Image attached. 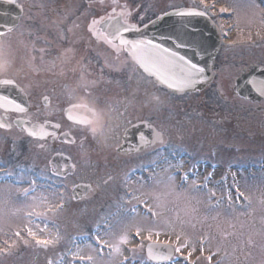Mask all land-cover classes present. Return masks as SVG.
I'll return each mask as SVG.
<instances>
[{"label":"flooded vegetation","instance_id":"1","mask_svg":"<svg viewBox=\"0 0 264 264\" xmlns=\"http://www.w3.org/2000/svg\"><path fill=\"white\" fill-rule=\"evenodd\" d=\"M112 2L117 5L109 6L108 0H50L46 7L41 6V0H15V3L6 0L0 4V27L13 21L14 13L20 12L16 26L6 31L0 40V51L5 45L9 47V56L5 61H0V67L5 68L0 69V81L12 80L16 87L0 84V96H6L26 109L25 112H19L8 101L0 100V125H4L0 126V181L6 183L10 178L15 182L19 175L26 177L30 162L32 167L35 165L34 169L42 172V182L53 186L58 197L54 207L57 212L52 216L58 226V241H66V254L60 256L56 250L54 258L69 264L79 260L74 261L72 255L76 253L77 245L83 243L75 244L77 234L90 238L96 227L102 228L106 223L95 224L93 215L116 218L121 215L131 217L136 213L149 215L153 212L152 208L142 203L146 197L135 195L134 190L141 183L153 179L150 177L152 173L159 169H181L185 162H190L200 168H204L201 164H205L209 178L212 179L216 174L215 179H218L224 177L225 173L220 174L217 169H233L240 160L235 155L238 142L229 140L221 143L222 134L227 138L241 137L251 142L255 137H264V97H246L236 90L241 75L264 68V41L258 42L260 45L256 47L254 42L240 40L234 32L236 24L232 20L234 12L231 8L227 9L218 0L214 8L208 6L211 8L208 15L216 24L220 37L211 80L200 90L175 94L156 82L154 77L143 74L147 82H142V71L125 50H117V43H108L110 37L100 29V22L113 14L125 13L123 19L141 26L167 10L192 5L185 3V0L168 8L142 7V1L136 0ZM130 5L134 7L131 9L128 7ZM204 6L197 4L199 9ZM94 7H98V11L89 13L87 21H83L85 24L78 25L83 32L79 33L78 45H69L71 38L68 34L64 37L59 35L65 47H71L63 56L62 52L57 54L63 59L61 65L52 56L57 47L51 48L45 39L29 40L30 35L27 34L26 44L21 43V40L18 43L15 41L17 29L24 26L25 20L29 21L26 15L31 8L57 13L66 10L70 15V19H66L73 22L80 17L83 20V15L87 16V11L94 10ZM140 8L142 11H139ZM221 8L226 11L221 12ZM129 12L130 16L127 15ZM93 20L97 21L94 26ZM29 41L32 44L28 47ZM89 66L93 70L88 69ZM224 68H231L236 74L227 80L220 75ZM87 71L94 78L91 88L83 87L81 83L82 74ZM174 96L185 98L175 101L172 99ZM158 114L171 119L172 123H168L170 131L161 126ZM193 118L199 119L200 125L208 127L211 132L213 129L209 124L213 125L217 129L212 132L213 138L208 140L200 130L198 135L194 133L195 130H186L187 127H193ZM73 121H84V124ZM21 122L33 125L38 133L43 128L45 135L30 136L23 128L26 125ZM52 125L58 127L53 129ZM153 129L163 133L162 142L153 135ZM53 132L55 135L50 134ZM15 138L19 140L15 142ZM21 138H25L26 142ZM30 141L34 148L32 150L27 144ZM84 144L85 152L82 153L78 148ZM232 147L234 153L231 156L228 149ZM34 150L39 152L37 156L42 159V163L39 159L34 163ZM193 151L208 152L194 155ZM14 154L18 155L17 160L12 157ZM222 159L229 162L223 166ZM41 166L44 168L41 169ZM75 194H80V198H76ZM156 194L155 190L149 195L156 200ZM86 205L96 208L97 212L89 217L74 214ZM133 208L137 212H132ZM52 210L44 209L43 213L47 216ZM60 211H65L69 216L66 219H70L56 217ZM73 217L79 219L78 225L73 227L79 230H71L76 236H68L65 240L61 233L65 228L63 219L71 227ZM136 231L135 228L124 230L122 235L135 239ZM148 242L142 239L119 244L127 248L133 245L134 250L145 257ZM49 247L37 243L32 246L42 252L35 264H50L53 261ZM60 252L62 255L63 247ZM160 254L166 255L163 251ZM149 262L157 264L151 260Z\"/></svg>","mask_w":264,"mask_h":264},{"label":"rangeland","instance_id":"2","mask_svg":"<svg viewBox=\"0 0 264 264\" xmlns=\"http://www.w3.org/2000/svg\"><path fill=\"white\" fill-rule=\"evenodd\" d=\"M49 1L41 0V6L46 7ZM79 1L83 2L86 0ZM136 1H142V4H140L142 7L143 5L146 7L149 5L150 8H168L176 6L182 0ZM185 2L195 7L198 0H185ZM218 2L227 9L231 8L233 10L232 20L236 24L234 32H236L240 40L254 42L256 47L260 45L258 42L264 41V8L258 5L257 0H218ZM108 4L109 6L117 5L112 0H109ZM128 7L132 9L134 6ZM141 8L139 11H142ZM76 9H79V7ZM94 9V11L89 9L87 11L88 15H83V20L80 17L72 22L68 20L70 15L65 12L66 10L62 13H57L47 9L45 11L31 8L26 15L29 21L25 20L24 26L17 29L15 41L18 43V40H21V43L26 44L27 34L30 35L29 40L39 39L42 41L45 39L51 48L53 46L57 47L53 50L56 53H52V56L61 65L63 59L59 56H63L68 49L75 47L76 44L78 45V42H80L79 33H83L82 27L78 25L79 23L83 24V21L86 22L90 17L89 13H95L99 8L94 7ZM67 17L68 19H66ZM66 34L71 38L69 41L71 47L68 46L67 48L63 41L61 42L59 39ZM59 35L61 36L59 37ZM31 44V41H29L28 47ZM59 46H62V48H59ZM7 49L9 47L5 45L0 51V61H5L9 56ZM46 49L50 48L46 47ZM59 52H62V54L58 56ZM0 69L5 70L2 67ZM88 69L93 70L91 66ZM234 71L231 68H224L220 75L230 80L236 74ZM82 78V86L91 88L90 85L94 78L90 76V71L84 72ZM143 81L147 82V78L142 74ZM184 98L181 96L172 97L175 101H182ZM191 107L194 108V106ZM157 119L159 122L162 121L161 126L163 128L170 131L168 123L169 125L172 123L171 119H167L160 114H158ZM193 120V127H187L186 130L189 129L191 132L195 130L194 133L196 135H198L200 130L208 140L213 138L212 132L217 130L213 125L209 124L211 130L213 129L211 132L208 127L203 128L200 125L199 119L193 118ZM173 127L177 128L176 126ZM263 138L255 137L254 141L251 142L247 139L243 140L241 137L239 139L227 138L222 134L219 142L222 143L229 140L238 142L235 155L240 158L237 162L238 167L236 166L235 170L230 169V167L229 169L225 168L224 171L217 169L218 173H225L223 175L225 178L222 179H215V171L213 172L215 177L210 179L209 174H206L207 168L205 164H201L204 168L200 169V166H194L190 162H185L182 167L195 169V178H197L195 179V185L192 184L191 179L183 187L178 188L175 185L178 176L171 174L172 168L165 171L159 169V171L152 173L150 177H153V179H150L149 182L141 183V186L137 187V190L134 188V190L136 192L135 195L146 197L143 198L142 203L148 208H152L153 212L149 215L136 213L131 217L121 215L116 218L93 215L95 224L106 223L103 224L102 228L96 227L92 233L94 238L99 236V246H93L92 248L89 244L90 239L83 238L80 234L77 235L76 239L83 243L79 244L81 246L77 245L75 250L76 253L86 256L83 264H150L147 263V259L143 254H140L138 250H134L135 247L133 248V245L127 248L118 242L124 230L134 228L141 230V236L138 237V240L145 239L149 241L147 235L149 231H152L153 233L159 232L160 235L158 237L153 235L152 240L149 242L159 239L171 243L174 247L177 235L180 236L182 244L187 241L188 247L184 248L182 252L176 253L179 256L177 255L175 260L179 264H264ZM21 139L26 142L25 138ZM18 140L17 138L14 139L15 142ZM27 144H29L30 150L34 149L31 141ZM202 148H205V146ZM78 149L82 153L85 152V144ZM228 151L232 156L234 147L230 148V150L228 149ZM193 152L194 155H199L208 151L204 153L201 151ZM10 153L12 154V152ZM34 153V163H37L38 159L42 163V159L37 156L39 152L34 150ZM12 157L14 160L18 159L17 154ZM228 162L226 159L221 161L223 166ZM29 164L32 166L31 162ZM44 166L46 167V164ZM44 166H41V169ZM30 173L26 177L22 175H19V179L16 177L18 185H11L9 181L6 183L0 181V264H11L10 261L13 262L12 264H35L39 260L42 252L32 248L35 240L27 235L25 231L27 227H32L38 239L43 240L45 238L52 241L48 245L50 246L49 249L52 250L51 259L53 261L50 264H55L56 262V264H69L64 263L65 261H56L57 259L54 258L56 250L60 256L66 254L64 250L66 241H58L60 236L56 232L58 226L54 223L52 217L57 212V210H54L58 200L56 190L53 186H47L42 182L37 177L39 176L38 174L30 175ZM203 175L205 176L203 177ZM169 176H174L175 179L169 182ZM230 186H233V188ZM28 190L32 191V193H29ZM155 190L157 191L155 197H159L156 200L149 195ZM25 192L28 193L27 196H25ZM50 208H53V210L46 216L43 211L44 209L50 210ZM96 212V208H90L86 205L83 209L75 211L74 214L89 217ZM29 213L32 215L29 216ZM56 217H64L66 219L69 216L65 211H60ZM65 219H63L65 228L61 233L66 240L68 236H76L71 230L78 225L79 219L76 217L72 218V228L69 226V222L66 221L70 218ZM17 231L21 233L20 237L14 235ZM101 239H104V242ZM134 240L133 237L129 238L130 242H134ZM62 247L63 254L61 255L60 250L62 251ZM116 247L119 248L118 252L115 251ZM88 257L92 259L88 260ZM176 261H171V264H175ZM41 262L43 263L44 261L42 260ZM75 264H81V262L76 261Z\"/></svg>","mask_w":264,"mask_h":264},{"label":"snow or ice","instance_id":"3","mask_svg":"<svg viewBox=\"0 0 264 264\" xmlns=\"http://www.w3.org/2000/svg\"><path fill=\"white\" fill-rule=\"evenodd\" d=\"M8 3H15V0H7ZM212 8L215 7L213 4L211 6ZM211 11V8H209L207 5L204 6L202 10H177L171 13V15L181 16V17H205L209 14ZM221 12L226 11V9L221 8ZM127 15H131V13H127ZM167 15V13H166ZM121 18L116 19L115 14L113 16H110L108 18V27L111 29L109 31L108 36L110 39H108V43H112L113 41L117 42V50H126L128 53H130L136 60L137 65L140 69L143 70L144 73H147L149 77H155L156 82L166 86L168 89H172L173 91H180L181 89H190L195 87L196 85L200 83L207 82L206 77V67L198 66L196 63H194L192 60L186 58L184 55H180L179 53L172 51L168 47H165L162 43L154 42L153 39H146V38H140V39H129L125 38V33H131V34H140L143 35L141 28L137 25L128 23L126 19H123L125 16V13L120 14ZM142 19V17H141ZM158 19H163V17H158ZM115 20V23H112V21ZM97 23L96 20L92 21V25L94 26ZM13 26L5 25L3 27H0V40H2L3 36L5 35L6 31H11ZM184 45L177 44V47H183ZM0 84L16 87L14 81L12 80H2L0 81ZM254 89L261 95L264 96V80H260L259 82L253 81L252 82ZM86 90V89H85ZM47 100V98H45ZM0 100H6L8 101L17 111L19 112H25L26 109L22 105L16 103L15 101H12L10 98L6 96H0ZM73 107H86V105H73ZM69 119L71 120L72 117L69 116ZM74 123L83 125L84 121H73ZM22 124L26 122H21ZM4 126V125H0ZM53 129L57 128L58 125H52ZM52 135H55V133H50ZM30 136L33 137H43L45 135L44 129L41 128L40 132H36L35 129L31 130L29 132ZM153 135L159 139L161 142L163 140V133L162 132H155L153 129ZM143 139V137H142ZM178 167L182 165H177ZM175 179L174 176H169L168 180L169 182L173 181ZM190 179V175H185L183 177V181L187 183ZM192 184L195 185L196 180L194 176L191 177ZM90 189V186H87ZM28 193L25 192V196H27ZM76 198H80V194H75ZM136 198V197H133ZM159 199V197H157ZM132 212H135L136 209H131ZM29 216L32 214L29 213ZM28 236H30L38 245H42L47 247L52 241L48 239H38L36 232L33 231L32 227H27L25 229ZM43 231V230H41ZM14 235L16 237H20L21 233L19 231L15 232ZM153 235H156L157 237L160 235L159 232L153 233L152 231L148 232L147 239L149 241L152 240ZM136 236H141V230L137 229ZM99 236L96 237L97 243L99 244ZM181 238L179 235H177L176 238V245L174 247L169 246V250L167 255L160 254L159 252H155L152 247H149V256L153 260H171L172 252L180 253L183 251L184 248L188 247L187 241H185L183 244L180 242ZM119 242L121 244H127L129 243V239L127 235H122L119 238ZM115 251H119V248L116 247ZM73 260L76 259L83 260L84 257L80 256L79 253H73ZM190 255V253H189ZM88 260H91V257L87 258ZM210 259V258H209ZM175 264H179L178 261L175 262Z\"/></svg>","mask_w":264,"mask_h":264},{"label":"water","instance_id":"4","mask_svg":"<svg viewBox=\"0 0 264 264\" xmlns=\"http://www.w3.org/2000/svg\"><path fill=\"white\" fill-rule=\"evenodd\" d=\"M3 2L5 3L6 0H0V4ZM177 10H197V9L181 8V9L170 10L166 12L167 15L166 13L160 14L156 18L148 22L146 25L140 27L143 33L142 36L140 34L125 33L124 34L125 38H129V39L146 38V39H153L154 42L157 43H162L165 47H168L172 51H175L180 55H184L186 58L192 60L198 66L206 67V77L208 80L212 74L211 71L212 63L219 46V37L217 35V31L215 30V27L208 16L181 17L176 15H171L172 12ZM19 13H20L19 11L14 13L13 21H11L6 25L13 26L14 28L18 22ZM158 17H163V19H158ZM108 18L104 19V21L100 23V29L106 34H108L109 31H111V29H109L108 27ZM115 18L120 19L121 16L118 15L115 16ZM112 23H115V20H113ZM3 26L5 25H2L1 27ZM113 42L117 43L116 41ZM178 43L184 46L177 47ZM128 55L133 61L136 62L135 58L130 53H128ZM253 72L254 73L249 75L248 78L242 76L244 78L238 80L239 83L237 85V91L239 92V94L245 95L247 97L260 99L263 96H261L254 89L252 82L253 81L259 82L260 80H264V70L262 69ZM202 84L203 83H200L190 89H181L178 92L194 90L200 87ZM169 90L173 91L172 89ZM173 92L177 93L176 91ZM22 125H26V124H22ZM23 128L26 130L28 134L33 129H35V131L38 132L37 129L33 127V125L31 124L23 126ZM159 245L160 244H156V243L149 244L147 248V253L149 254V247H152L155 252L160 251Z\"/></svg>","mask_w":264,"mask_h":264}]
</instances>
